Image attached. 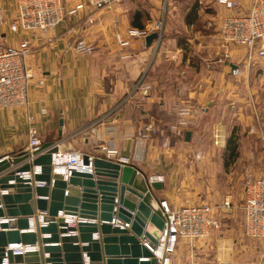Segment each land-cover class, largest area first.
<instances>
[{
	"label": "crops",
	"instance_id": "obj_1",
	"mask_svg": "<svg viewBox=\"0 0 264 264\" xmlns=\"http://www.w3.org/2000/svg\"><path fill=\"white\" fill-rule=\"evenodd\" d=\"M16 3L2 0L6 25L0 27V49L27 40L30 50L25 64L32 77L28 106L0 109V156L25 151L30 125L42 143H52L59 150L98 155V147L106 145L129 158V163L148 178L157 181L160 176L163 188L153 194L171 203L163 184L162 168L170 163L164 141H178L186 132L190 137L197 133L199 110L207 93L206 87L198 90L201 80L195 78L203 63L192 66L186 56L190 38L166 36L159 47V41L146 46L144 38H133L126 47L118 45L115 35L125 36L129 29L156 32L154 25L146 23L147 14L135 9L133 0H120L109 9H86L47 31L11 32L8 25L16 17ZM216 5L220 16L206 20H200L197 5L192 7L196 12L193 18L185 14L181 32L187 35L188 30L196 31L195 37L215 50L214 66L206 64L210 86L225 84L232 72L230 62L219 61L217 32L220 17L230 12L218 2ZM137 12L139 18L135 19ZM89 15L91 24L85 22ZM77 27L78 34H73L71 29ZM76 38L92 45L93 53H77L72 46ZM142 75L150 86L148 96H128ZM149 126L152 133L147 131ZM157 132L165 135L163 143L154 138Z\"/></svg>",
	"mask_w": 264,
	"mask_h": 264
},
{
	"label": "rangeland",
	"instance_id": "obj_2",
	"mask_svg": "<svg viewBox=\"0 0 264 264\" xmlns=\"http://www.w3.org/2000/svg\"><path fill=\"white\" fill-rule=\"evenodd\" d=\"M237 1L247 7L246 0ZM216 2L133 0L135 9L147 14L146 23L160 25L154 28L160 35L158 47L166 36L190 38L186 56L192 66L203 63L195 78L201 80L199 91L207 88L193 137L184 142L183 135L178 141L163 139L161 132L154 135L157 142L165 140L169 150L170 163L162 168L168 203L172 208L208 204L218 221V227L205 238L180 241L170 260L173 264H264V240L245 235L242 210L246 179L264 177V59L248 61L245 49L232 46L229 62L237 71L226 76L225 84L210 86L206 64L214 66L215 50L195 37L194 30L181 34L183 17L195 5L200 20L220 16ZM230 138L236 146L234 158L227 148ZM226 200L228 207L224 206Z\"/></svg>",
	"mask_w": 264,
	"mask_h": 264
},
{
	"label": "water",
	"instance_id": "obj_3",
	"mask_svg": "<svg viewBox=\"0 0 264 264\" xmlns=\"http://www.w3.org/2000/svg\"><path fill=\"white\" fill-rule=\"evenodd\" d=\"M159 38L158 32L150 33L145 45ZM189 138L186 132L184 140ZM56 151L52 143H42L31 162H25L26 151L0 156V264L4 258L6 264H82L83 256L88 264H155L147 246L157 244L164 228L153 194L162 183L133 164L99 156L89 160L87 154L83 166L64 180L51 174ZM33 167H39V173L33 174ZM26 173L31 177H24ZM35 211L46 224L32 231L29 219L38 223ZM59 212L76 217V225L68 226ZM13 244L37 245L38 250L14 254L9 248ZM146 257L150 260H142Z\"/></svg>",
	"mask_w": 264,
	"mask_h": 264
},
{
	"label": "built area",
	"instance_id": "obj_4",
	"mask_svg": "<svg viewBox=\"0 0 264 264\" xmlns=\"http://www.w3.org/2000/svg\"><path fill=\"white\" fill-rule=\"evenodd\" d=\"M16 17L9 23L11 32H39L53 29L65 18L77 16L83 11L109 9L120 0H80L69 2V0H16ZM230 13L220 17L218 24L219 43L221 48L220 62L229 63L231 57L230 48L237 46L246 50L247 60L264 59V0H246L247 7H242L237 0H217ZM87 24L93 22L91 16L85 19ZM6 25L2 0H0V27ZM160 25L154 26L157 29ZM73 34H78L79 27L71 29ZM149 34L147 30L129 29L125 36L116 34L115 42L126 47L133 38H145ZM73 49L81 55H91L93 46L82 38H76L72 44ZM29 43L22 40L16 47H3L0 49V109L9 107L28 106V86L32 77L30 70L26 67L25 60L29 54ZM237 69H232L236 72ZM42 82H39L41 84ZM150 86L145 83L142 75L129 92L128 96L139 93L147 97ZM147 131H152V127H147ZM28 145L25 149L27 158L25 162H31L35 158L36 151L42 144L36 129L30 125L28 127ZM83 152L69 149L59 150L52 154L51 174L60 176L64 180L70 176L71 171L83 166ZM89 160L93 156H99L120 164H128L129 158L122 156L120 152L112 147L100 145L98 155L87 154ZM199 157V155H198ZM11 163V158L6 156ZM33 174L39 173V167H33ZM24 177H31L30 173ZM161 182L162 178L157 177ZM2 193V192H1ZM230 202L225 201L224 206L228 207ZM159 207L164 215L165 223L158 242L154 246H147L153 254L155 264H173L170 260L176 245L180 241L192 243L205 238L208 233L218 227V221L214 217L213 208L208 204L185 205L172 208L166 200H159ZM244 212V232L252 239L264 240V177L247 178L244 183V202L242 205ZM38 223L34 218H30V230L35 231L37 225H45L43 215H36ZM59 217L63 218L70 227H74L77 218L59 212ZM3 220H0V222ZM120 225L118 221L112 222ZM128 226V225H126ZM72 234V233H71ZM9 248L14 254H24L38 250L37 245L26 246L13 244ZM156 252L160 256H156ZM150 260V258H142ZM6 264V258L3 259ZM88 264V259L83 256V263Z\"/></svg>",
	"mask_w": 264,
	"mask_h": 264
},
{
	"label": "trees",
	"instance_id": "obj_5",
	"mask_svg": "<svg viewBox=\"0 0 264 264\" xmlns=\"http://www.w3.org/2000/svg\"><path fill=\"white\" fill-rule=\"evenodd\" d=\"M196 10L194 8H192V10L187 14L188 18H193L192 15L194 16ZM139 18V13L137 12L135 15V19ZM227 148H229V150L231 151V154L233 155L232 158H234L236 156V146L234 144V140L232 138H230L227 141Z\"/></svg>",
	"mask_w": 264,
	"mask_h": 264
},
{
	"label": "bare ground",
	"instance_id": "obj_6",
	"mask_svg": "<svg viewBox=\"0 0 264 264\" xmlns=\"http://www.w3.org/2000/svg\"><path fill=\"white\" fill-rule=\"evenodd\" d=\"M156 254H157L156 256H160V253L159 252H156Z\"/></svg>",
	"mask_w": 264,
	"mask_h": 264
}]
</instances>
